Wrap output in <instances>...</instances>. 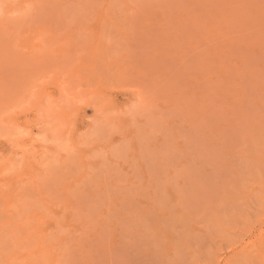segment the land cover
<instances>
[{
    "label": "rangeland",
    "instance_id": "obj_1",
    "mask_svg": "<svg viewBox=\"0 0 264 264\" xmlns=\"http://www.w3.org/2000/svg\"><path fill=\"white\" fill-rule=\"evenodd\" d=\"M0 264H264V0H0Z\"/></svg>",
    "mask_w": 264,
    "mask_h": 264
},
{
    "label": "bare ground",
    "instance_id": "obj_2",
    "mask_svg": "<svg viewBox=\"0 0 264 264\" xmlns=\"http://www.w3.org/2000/svg\"><path fill=\"white\" fill-rule=\"evenodd\" d=\"M6 2V1H5ZM20 8V7H19ZM25 10V9H24ZM19 12H20V10H19ZM24 15V14H23ZM9 128V127H8ZM5 130V129H4ZM69 140V139H68ZM50 153V152H49ZM3 165H4V163H3Z\"/></svg>",
    "mask_w": 264,
    "mask_h": 264
}]
</instances>
